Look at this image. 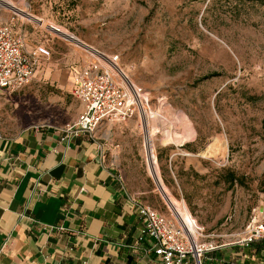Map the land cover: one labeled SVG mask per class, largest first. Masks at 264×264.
<instances>
[{"label":"rangeland","instance_id":"1","mask_svg":"<svg viewBox=\"0 0 264 264\" xmlns=\"http://www.w3.org/2000/svg\"><path fill=\"white\" fill-rule=\"evenodd\" d=\"M0 18L24 32L29 49L43 44L50 53L41 81L0 93V122L10 132L77 118L81 103L69 68L86 53L59 32L72 34L118 55L163 116L145 121L153 165L146 166L139 118L95 132L129 189L168 218L173 212L187 225L196 222L201 241L213 246H231L247 224L264 218V3L0 0Z\"/></svg>","mask_w":264,"mask_h":264},{"label":"crops","instance_id":"2","mask_svg":"<svg viewBox=\"0 0 264 264\" xmlns=\"http://www.w3.org/2000/svg\"><path fill=\"white\" fill-rule=\"evenodd\" d=\"M69 69L72 93L79 61ZM64 125L0 122V264H160L130 199L149 204L107 162L106 143L63 139ZM203 264H264V241L219 246Z\"/></svg>","mask_w":264,"mask_h":264},{"label":"built area","instance_id":"3","mask_svg":"<svg viewBox=\"0 0 264 264\" xmlns=\"http://www.w3.org/2000/svg\"><path fill=\"white\" fill-rule=\"evenodd\" d=\"M83 50L86 55L80 61L72 91L83 109L74 122L61 128L63 139L84 134L95 140V132L103 124L124 123L133 118L141 120V113L150 108L149 91L124 74L118 55L87 46ZM47 57L49 51L45 46L29 49L24 34L14 29V23L0 18V91L14 93L33 81H40L43 60ZM142 147L146 162L148 156L152 158L150 144L144 139ZM130 201L141 221L140 232L149 240L148 250L160 264L189 261L203 264L204 255L219 247L201 241L204 230L196 222L194 236L190 225L181 222L173 212L168 218L149 205ZM257 241H264V218L247 224L233 244L245 246Z\"/></svg>","mask_w":264,"mask_h":264},{"label":"bare ground","instance_id":"4","mask_svg":"<svg viewBox=\"0 0 264 264\" xmlns=\"http://www.w3.org/2000/svg\"><path fill=\"white\" fill-rule=\"evenodd\" d=\"M2 8V7H1ZM11 9H14V10H17V11H21V14L23 15V16H25V17H27V18H36V17H33L32 15H30L29 13H27V12H25V11H22V10H19V9H17L16 7L14 8V7H12ZM20 13V12H19ZM38 19V18H37ZM39 20V19H38ZM53 28V27H52ZM53 30H55V31H58L59 32V30H56L55 28H53ZM60 34H62V35H64V36H66L67 38H69L71 41H75V43L77 44V45H79V46H82V48H85V46H87L88 48L90 47V48H92V49H96V48H94V47H92V46H90V45H88V44H86V43H84V42H82V41H78V40H75L76 39V37L74 36V35H72V34H66V33H61V32H59ZM122 70V69H121ZM123 71V70H122ZM124 72V71H123ZM125 74V73H124ZM126 75V74H125ZM127 76V75H126ZM146 119H149L150 121H155V119H157L158 121H162L163 120V116L161 115V113L159 112V111H152V109L151 108H149V110H146L145 112H142L141 113V126H142V128H143V131H144V139H145V143L147 144V143H149L147 140H146V138H145V136H146V131H147V125L145 124V121H146ZM147 122V121H146ZM166 122H168V121H166ZM161 124V123H160ZM160 127V126H159ZM157 130V132H155V135L157 134V133H161V131L159 130V128H157L156 129ZM177 135H179V133H177ZM155 137V136H154ZM154 141H151V144H150V149H151V152H152V158H150L149 156H148V158H146V165L148 164V163H150L151 165H153V164H156V161H157V157H156V155H155V147H154V143H153ZM148 166V165H147ZM189 229H190V231H191V233L194 235V236H196V231H195V229H194V227L190 224V227H189ZM197 264H199V263H197Z\"/></svg>","mask_w":264,"mask_h":264},{"label":"trees","instance_id":"5","mask_svg":"<svg viewBox=\"0 0 264 264\" xmlns=\"http://www.w3.org/2000/svg\"><path fill=\"white\" fill-rule=\"evenodd\" d=\"M243 1H256V2H259V3H264V0H243Z\"/></svg>","mask_w":264,"mask_h":264}]
</instances>
